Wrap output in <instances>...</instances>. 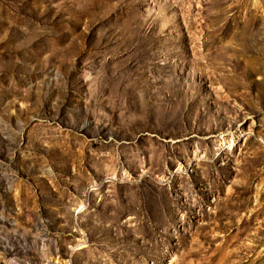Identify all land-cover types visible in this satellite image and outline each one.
<instances>
[{"label":"rangeland","instance_id":"obj_1","mask_svg":"<svg viewBox=\"0 0 264 264\" xmlns=\"http://www.w3.org/2000/svg\"><path fill=\"white\" fill-rule=\"evenodd\" d=\"M0 264H264V0H0Z\"/></svg>","mask_w":264,"mask_h":264},{"label":"bare ground","instance_id":"obj_2","mask_svg":"<svg viewBox=\"0 0 264 264\" xmlns=\"http://www.w3.org/2000/svg\"><path fill=\"white\" fill-rule=\"evenodd\" d=\"M224 140V139H223ZM232 142V141H231Z\"/></svg>","mask_w":264,"mask_h":264}]
</instances>
